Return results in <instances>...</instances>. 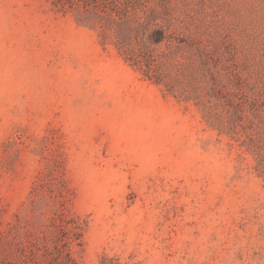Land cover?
<instances>
[{
	"label": "rangeland",
	"instance_id": "374dc122",
	"mask_svg": "<svg viewBox=\"0 0 264 264\" xmlns=\"http://www.w3.org/2000/svg\"><path fill=\"white\" fill-rule=\"evenodd\" d=\"M68 257L264 264V0H0V264Z\"/></svg>",
	"mask_w": 264,
	"mask_h": 264
},
{
	"label": "trees",
	"instance_id": "16d2710c",
	"mask_svg": "<svg viewBox=\"0 0 264 264\" xmlns=\"http://www.w3.org/2000/svg\"><path fill=\"white\" fill-rule=\"evenodd\" d=\"M51 2L52 5H54L56 8H58L61 11H67V10H73L75 7L78 6V3L80 2V0H49ZM88 4V2H86V5ZM161 33L159 31H155L154 32V36L158 37L160 36ZM161 41V38H156L155 42L158 43ZM68 224V223H66ZM66 224H63V228L66 229ZM73 229H70L67 233L69 234V232H72ZM67 236V235H66ZM59 241H61V238H59ZM63 241V240H62ZM71 243V238L64 241L63 242V247L67 248L68 245ZM58 252H62V247H56ZM67 264H71L72 260L68 257L67 258ZM102 264H107L106 262L102 263Z\"/></svg>",
	"mask_w": 264,
	"mask_h": 264
}]
</instances>
